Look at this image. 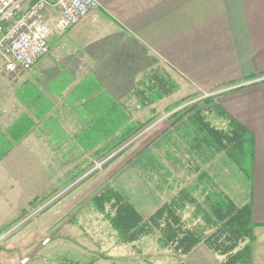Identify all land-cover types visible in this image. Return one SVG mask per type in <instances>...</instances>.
<instances>
[{
  "label": "crops",
  "instance_id": "1",
  "mask_svg": "<svg viewBox=\"0 0 264 264\" xmlns=\"http://www.w3.org/2000/svg\"><path fill=\"white\" fill-rule=\"evenodd\" d=\"M97 1L80 23L63 31L56 27L54 0L46 13L53 29L50 53L29 70L12 72L0 63V225L32 203L16 194L18 184L38 182L35 172L23 175L29 153L50 152L64 167L70 155L116 150L135 121L164 124L160 142H172L177 169L192 167L199 156L208 163L213 153L198 151L206 140L194 113L180 111L183 98L197 96L207 108L221 107V113L209 111L221 128L228 130L233 117L252 135L250 170L240 168L251 184L242 205L251 203L256 224L253 264H264V80L255 81L264 76V0ZM178 145L196 161L179 160ZM202 171H189L181 183L185 177L191 180L186 187L213 183L209 169ZM55 178L49 182L65 181ZM199 187L191 188L190 205ZM7 253L0 249V264H16ZM210 254L200 243L180 262L205 264Z\"/></svg>",
  "mask_w": 264,
  "mask_h": 264
},
{
  "label": "rangeland",
  "instance_id": "2",
  "mask_svg": "<svg viewBox=\"0 0 264 264\" xmlns=\"http://www.w3.org/2000/svg\"><path fill=\"white\" fill-rule=\"evenodd\" d=\"M0 63H3L1 58ZM195 98L197 96L182 101L180 108H185L186 112L193 111L190 110L193 107L203 109L207 119L221 128L223 122L206 109L205 101ZM161 111L168 109L163 107ZM139 123L145 124L147 120L135 121V126ZM142 130L145 133L139 139L124 146ZM163 130V123L160 125L150 121L128 140L118 144L116 150L106 152L105 156L101 155L103 153H100L101 156L86 153L74 159L76 154L70 155V164H64V167L59 163L60 160L53 159L50 152L29 153L26 158L29 167L25 168V165L22 168L23 175L35 172L38 182L18 184L16 194L17 198L22 199L29 196L32 203L6 225L18 224L27 217L0 249L8 250L7 257L14 258L16 264H190L186 259L180 262V257L185 255L176 254L171 247H162L158 229L145 234L136 242L120 243L111 222L93 202L95 196L113 188L124 193L148 218L164 201L170 202L177 196L181 187L186 188V177L181 183L184 174L188 175L189 171L198 174L197 172L205 169H209L211 175H214L219 191L228 194L239 206L247 201L251 184L247 174L242 172L250 170V157L240 162L222 153L214 155L206 164L203 163L204 156H199L197 161L191 159L193 156L185 157L187 149L184 145H178L175 155L179 160L184 163L188 160L196 162L192 167L179 166L177 169L172 142H160ZM204 155L210 157L211 152ZM100 162L103 164L98 166ZM31 164L34 167L31 168ZM195 166H199L200 170ZM53 176H59L56 180L65 181L51 183L49 180ZM200 186L196 197L206 207L205 197L201 193L204 185ZM195 208L196 204L188 203L183 210V219L189 226L202 221L198 214L196 223ZM107 210L114 213L110 204H107ZM34 211L36 214L29 217ZM212 231L207 232L210 234ZM203 244L212 253V258L205 264H224L225 256L214 253ZM6 246H10L9 249ZM196 254L200 258L203 256L201 250Z\"/></svg>",
  "mask_w": 264,
  "mask_h": 264
},
{
  "label": "trees",
  "instance_id": "3",
  "mask_svg": "<svg viewBox=\"0 0 264 264\" xmlns=\"http://www.w3.org/2000/svg\"><path fill=\"white\" fill-rule=\"evenodd\" d=\"M188 98L185 97L182 101ZM206 109L214 113L222 112L219 105H211ZM190 110H193L191 111L194 113L192 121L194 125H198L199 135L206 140L201 143L198 151L202 152L203 149L208 148L213 156L225 153L230 159L236 158L240 162L250 157L253 138L249 130L240 122L230 117V126L226 130L212 125L204 115L203 109L193 107ZM180 111L186 112V109L183 108ZM145 124L139 123L132 130L120 135L118 144L121 145L128 140ZM104 154L106 153L101 155ZM203 174L206 175V172L202 171L200 176ZM208 183L202 188L208 209L198 200L192 199L197 206L195 212L197 215L200 214L202 219L195 226H189L184 221L183 210L188 204V197L192 194L191 188L200 185H189L181 189L177 196L159 207L148 218L143 216L124 193L113 188L106 189L95 196L93 202L111 222L120 243L136 242L143 235L158 229L162 247H171L176 254H188L198 244L205 243L214 253L225 256L224 264H253L255 240L253 231L256 224L252 220L251 203L239 206L228 194L219 191L217 182L209 181ZM107 204H110L114 213L107 210ZM211 229L213 231L209 234L207 231Z\"/></svg>",
  "mask_w": 264,
  "mask_h": 264
},
{
  "label": "built area",
  "instance_id": "4",
  "mask_svg": "<svg viewBox=\"0 0 264 264\" xmlns=\"http://www.w3.org/2000/svg\"><path fill=\"white\" fill-rule=\"evenodd\" d=\"M54 0H0V58L9 71L31 69L38 60L51 51L50 36L53 29L46 19L47 10ZM59 10L56 27L67 30L80 23L98 7L97 0H56ZM263 77L255 81L260 82ZM139 131L127 146L139 139ZM103 162L98 163L101 166ZM36 214L32 212L29 217ZM27 218V217H26ZM24 218L12 226H0V246L23 224Z\"/></svg>",
  "mask_w": 264,
  "mask_h": 264
}]
</instances>
